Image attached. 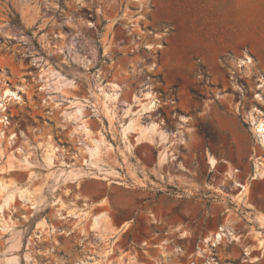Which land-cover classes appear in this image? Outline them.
<instances>
[{
    "label": "rangeland",
    "instance_id": "rangeland-1",
    "mask_svg": "<svg viewBox=\"0 0 264 264\" xmlns=\"http://www.w3.org/2000/svg\"><path fill=\"white\" fill-rule=\"evenodd\" d=\"M262 79L264 0H0V264L264 263Z\"/></svg>",
    "mask_w": 264,
    "mask_h": 264
},
{
    "label": "bare ground",
    "instance_id": "bare-ground-1",
    "mask_svg": "<svg viewBox=\"0 0 264 264\" xmlns=\"http://www.w3.org/2000/svg\"><path fill=\"white\" fill-rule=\"evenodd\" d=\"M252 62H253V59L249 55H246L243 58H241V66L245 65V66L248 67L249 64H251ZM262 82H264L263 79H262ZM3 86L4 85L0 84V98L5 97V98H9L10 100L22 98L20 96L19 92L16 89H12V88H8V87L4 88ZM261 86H264V83H262ZM148 95H149V93H148ZM258 98H261V94L258 95ZM155 104H156L155 99L153 97L149 96V100H148V102L144 103V106L148 107V108H152ZM249 119L254 124L255 129H256V133H258L260 138L263 137V135H264L263 134L264 133V114H262V117H260L258 115H254L253 112H250ZM135 125H136V123L131 122V123H129L127 128L128 129H130V128H132V129L138 128V126L136 127ZM148 131L149 130L146 127H143V126L140 127L141 135H146L148 133ZM261 140L263 142L262 138H261ZM51 150L52 151H49V154L51 152L52 155H53L54 154V149H51ZM211 163H212V165H214L215 164V160L212 159ZM255 167H256V171H255L256 175H255L254 178H256V177L263 178L264 177V162L263 161H258L256 163ZM233 174H234V172H230L229 176L233 177ZM1 187L7 188L8 185L3 184V186H1ZM247 192H248L247 191V186L245 185V186H243L242 192L237 196L239 198V200H242L243 196L246 195ZM24 193L27 195V199H29L32 195H34V193L32 191H29V190H22L21 194L23 195ZM107 219H108V217L104 213L99 215L98 217H95L94 221H92L93 229H96V230L100 231V233L105 232L107 230V222H108ZM256 220L261 223V228H263L264 227V216H262V215L260 216L259 215V216L256 217ZM232 223L234 224V222H230L228 220V222L223 224V226L218 231L214 232V234H212V235H209L206 238V240H205L206 245L208 247L217 246L222 241V239L224 237H228L229 239H233V240H239L238 235L235 234V232L233 231V224ZM231 225H232V227H231ZM253 232H254V235H253L254 236V240H256V242H257V245L255 247L257 249L262 250L264 252V234H263V232L261 230L253 231ZM259 260H261L260 257H254V258L251 259V262H253V263L254 262H258ZM203 264H212V262L206 261ZM262 264H264V263H262Z\"/></svg>",
    "mask_w": 264,
    "mask_h": 264
}]
</instances>
